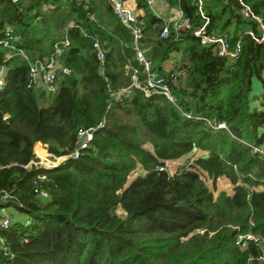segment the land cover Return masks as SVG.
Masks as SVG:
<instances>
[{
  "label": "trees",
  "instance_id": "1",
  "mask_svg": "<svg viewBox=\"0 0 264 264\" xmlns=\"http://www.w3.org/2000/svg\"><path fill=\"white\" fill-rule=\"evenodd\" d=\"M165 1L188 26L170 23L162 37L165 19L146 12L139 47L175 102L145 94L134 36L108 0H0V209L28 215L1 216L0 264H264V154L255 151L264 145L255 18L264 20V0H203L204 14L199 0ZM9 33L29 60L5 46ZM203 34H227L239 54L218 55ZM66 39L56 90L38 89L30 62H45ZM90 128L89 145L72 156ZM37 142L66 158L35 164V151L46 154ZM168 161L180 163L170 170ZM220 178L231 192L218 188ZM249 232L260 240L243 249L238 240Z\"/></svg>",
  "mask_w": 264,
  "mask_h": 264
},
{
  "label": "built area",
  "instance_id": "2",
  "mask_svg": "<svg viewBox=\"0 0 264 264\" xmlns=\"http://www.w3.org/2000/svg\"><path fill=\"white\" fill-rule=\"evenodd\" d=\"M16 1V0H14ZM82 1V0H81ZM109 3L113 6V9L115 13L119 16L122 23H124L125 26H127L134 36L135 46L137 49V57L141 62L144 63L145 70L148 72V79H147V86L143 87L144 92L146 95L155 92L160 93L166 96L170 101L175 102V95L173 93L171 85L167 81L163 80H157L155 79L154 74H150V68H151V61L148 60L143 50L139 47V41L145 37L146 33L144 31L145 24L147 23V19L145 18V15L141 13V9L138 8L137 5H131L128 0H108ZM137 1V0H136ZM147 5H152L156 0H144ZM203 0H199V9L202 14H204L203 11ZM171 16V19L166 21L167 23L163 26L161 31V36H167L169 33V24L173 23L176 29H182L188 26L189 20L185 17V14L182 9L175 8L174 13ZM244 14L246 17H249L252 15L251 9L246 6L244 9ZM258 22L260 23L261 30H262V37L258 38L259 41L264 40V20L260 16L255 17ZM197 34H201L202 30H199L196 32ZM10 40L5 41V46L10 47L12 50H16V52H19L22 54V56L29 60L28 56L25 54L23 50H17L16 46L14 45V42L19 40V37L17 35H12L9 33ZM202 41L204 43H215L216 48L215 52L220 56H229V57H236L240 52V45H232L229 41V37L227 34L223 35H208L203 34ZM69 45V41L66 39L62 42L61 45H57L55 52L50 56L49 59H47L45 62L41 63H32L31 64V84L34 86H39L41 83L43 84L44 88L48 92H53L56 90L55 80L57 77V72L59 68V57L62 55L64 48ZM94 48L96 50L97 58L101 61L102 64H105V50L101 47L100 43L98 41L94 42ZM64 71H68L65 69ZM136 73L133 74L134 79V85L138 86ZM5 75H6V68L4 66H0V90H2L5 86ZM123 91H127V89H124ZM120 95V94H118ZM221 126H224V124H221ZM94 130L92 128L90 129H81L78 134V141H77V147L74 150L72 156L78 157L80 155V150L83 148H86L89 145L90 140L93 138ZM255 151L260 152L264 154V145L255 147ZM49 153V152H48ZM49 156H52L54 160H58L57 162H52V164L48 166H53L56 164H59L62 160L66 158V156L63 157H54L51 153H49ZM39 162V161H38ZM38 162H35V164H39ZM41 165V164H39ZM221 179V178H220ZM218 179V180H220ZM10 222L9 219L6 217L2 220V225L4 227L9 226ZM252 240L254 242H258L260 240V237L255 235L253 232H249L245 236H241L238 240V244L243 248H247L248 242ZM261 261H264V247H263V255L260 258Z\"/></svg>",
  "mask_w": 264,
  "mask_h": 264
},
{
  "label": "rangeland",
  "instance_id": "3",
  "mask_svg": "<svg viewBox=\"0 0 264 264\" xmlns=\"http://www.w3.org/2000/svg\"><path fill=\"white\" fill-rule=\"evenodd\" d=\"M155 8L158 5H162L163 8H165L166 13H168V6L166 3H163V0H157L156 3L154 4ZM163 18L165 20H167V18H169V16H166ZM167 23V22H164ZM39 89V88H38ZM41 89V88H40ZM260 91V83L257 79L254 80V94H259ZM39 103L42 106H46L47 105V101H44L43 99H39ZM42 148L46 151V154L44 156L39 155L36 151H35V147H34V151L36 153V156L39 158V164L43 165V166H48L50 164H52V162H57L56 160H54V158L52 156H49L48 150H47V146H42ZM179 161H168L166 162V164L168 165V167L170 168V170H175L176 166L179 164ZM137 172H134L131 176L130 179L133 178V176L136 174ZM210 183V182H209ZM217 185L218 188L220 189H225L228 192L232 191V186L229 183V181L227 179L221 178L220 180L217 181ZM4 214H9L13 219H19L22 221H25L26 218H28V215L26 213H23L21 211H19L15 206H9L5 209H0V222L1 219Z\"/></svg>",
  "mask_w": 264,
  "mask_h": 264
},
{
  "label": "crops",
  "instance_id": "4",
  "mask_svg": "<svg viewBox=\"0 0 264 264\" xmlns=\"http://www.w3.org/2000/svg\"><path fill=\"white\" fill-rule=\"evenodd\" d=\"M157 1V0H156ZM156 1L152 4V5H148V6H146V8H144V9H141V13H143V14H145L146 12L148 13V12H150V13H153V14H155L156 16H158V17H165L166 16V14H167V16H169V18H167V20H165V21H168V20H170L171 19V16L173 15L172 13H174V11H175V8H170L169 9V7H167L168 8V13H166V11H165V8H163L162 7V5H158L156 8H155V3H156ZM128 2L131 4V5H137V1L136 0H128ZM163 3H166V1L165 0H163ZM167 4V3H166ZM38 88L40 89V88H44V86H43V84L41 83L39 86H38ZM38 144H40V146L42 147V146H45L42 142H37Z\"/></svg>",
  "mask_w": 264,
  "mask_h": 264
},
{
  "label": "water",
  "instance_id": "5",
  "mask_svg": "<svg viewBox=\"0 0 264 264\" xmlns=\"http://www.w3.org/2000/svg\"><path fill=\"white\" fill-rule=\"evenodd\" d=\"M196 150H197V148H194L193 151H196ZM249 200H250V201L252 200V196H251V195L249 196Z\"/></svg>",
  "mask_w": 264,
  "mask_h": 264
}]
</instances>
